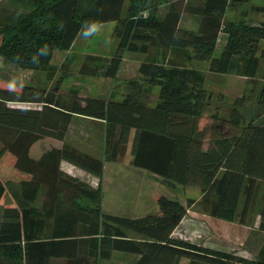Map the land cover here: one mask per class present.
<instances>
[{
    "label": "trees",
    "instance_id": "trees-1",
    "mask_svg": "<svg viewBox=\"0 0 264 264\" xmlns=\"http://www.w3.org/2000/svg\"><path fill=\"white\" fill-rule=\"evenodd\" d=\"M0 15V56L22 70L51 67L55 51H68L91 23L115 22L114 54L101 66L87 57L81 73L115 79L124 52L149 55L151 49L176 52L205 62L214 74L232 73L257 90L254 114L244 122L237 106L225 116L207 110L212 96L204 73L184 63L147 59L139 79L128 83L122 99L80 97L72 90L14 86L0 77V161L9 156L19 179L0 177V200L8 192L14 207L0 208V264H101L114 253L136 257L128 264H264V239L254 258L173 237L196 203L186 206L157 197L158 212L126 218L102 211L105 163L123 161L159 177L169 186L199 190V205L213 218L245 224L258 193L259 226L264 234V23L228 20L229 9L247 0H172L158 17L148 0H28ZM237 7V8H238ZM254 7V11H261ZM197 15L198 30L179 27L183 15ZM226 38L219 57V35ZM46 48V54L42 52ZM96 64L89 68V61ZM258 78L259 82L256 81ZM157 88L156 102L147 95ZM75 118L103 126L101 158L65 143ZM43 139L62 142L39 158L32 146ZM68 163L97 178L92 186L65 172Z\"/></svg>",
    "mask_w": 264,
    "mask_h": 264
},
{
    "label": "rangeland",
    "instance_id": "rangeland-1",
    "mask_svg": "<svg viewBox=\"0 0 264 264\" xmlns=\"http://www.w3.org/2000/svg\"><path fill=\"white\" fill-rule=\"evenodd\" d=\"M172 0H148L146 7L158 6V17L165 13L168 3ZM28 0H0V15L3 10L12 11L13 8L23 6L31 8ZM200 4L198 0H192L191 4ZM238 7V6H237ZM236 9H229L226 18L237 20L245 18L250 23H264V10L254 11V7L264 9V0H247L245 4ZM199 17L193 14L183 15L179 27L184 30L196 32L198 30ZM115 22L98 25V30L89 36H85L84 29L76 38L68 51H55L51 61V67L38 72L22 70L3 60L0 56V77L5 83L14 86H40L51 89L59 82V92L64 96L74 90L80 97L122 99L128 92V83L139 79L138 67L147 59H154L168 65L171 61L184 63L201 70L205 75V88L212 96L211 106L207 110L208 120L214 113L225 116L234 107L236 100L243 97L237 106L243 115L244 122L254 114L256 108L257 90L254 84L245 78L236 76L231 72L225 75L214 74L208 71L207 63L187 61L185 56L176 52L151 49L149 55L124 52L122 63L115 79L106 78L103 69L97 70L96 75L81 73L87 57L100 58L101 66L114 54L117 41L113 37ZM225 34L219 35L218 43L214 50V57H219L225 42ZM92 68L96 62L88 61ZM264 72V62H260L258 75ZM259 82L258 78L256 79ZM157 88H151L147 95L149 104L156 102ZM65 143L87 152L92 156L101 158L103 145V126L98 122L83 118H75ZM62 142L43 139L36 142L30 151L32 158H39L44 152L52 148H60ZM128 151L120 163H105L102 177V211L115 216L126 218H140L158 212L157 197L164 196L186 206L191 199L196 204L187 209V213L180 225L173 233V237L191 243L204 245L217 250L235 253L236 255L254 258L256 248L264 234L258 229L260 196L258 193L252 210L245 224L239 221L228 222L211 217L200 205V192L196 188L179 185L169 186L159 177L130 165L132 157ZM61 168L92 186H97L99 180L82 170L65 162ZM0 177L7 179H19L21 175L13 172L12 159L5 156L0 161ZM15 204L6 192L0 200V208L14 207ZM116 252L108 261L101 264H126L132 260V256ZM182 260L180 264H186Z\"/></svg>",
    "mask_w": 264,
    "mask_h": 264
},
{
    "label": "clouds",
    "instance_id": "clouds-1",
    "mask_svg": "<svg viewBox=\"0 0 264 264\" xmlns=\"http://www.w3.org/2000/svg\"><path fill=\"white\" fill-rule=\"evenodd\" d=\"M98 30V25L96 23H91L86 26V30L84 32L85 36H89L94 34ZM46 54V48L42 50Z\"/></svg>",
    "mask_w": 264,
    "mask_h": 264
},
{
    "label": "crops",
    "instance_id": "crops-1",
    "mask_svg": "<svg viewBox=\"0 0 264 264\" xmlns=\"http://www.w3.org/2000/svg\"><path fill=\"white\" fill-rule=\"evenodd\" d=\"M179 225H180V224H179ZM262 239H264V236H262ZM259 247H260V242H259V244H258V246H257V248H256V253H257ZM209 248H210V247H209ZM126 256H128V255H126ZM129 256H132V255H129ZM131 258H132V260L129 261V262H127L126 264H128V263H133V262L135 261V259H136V257H134V256H132Z\"/></svg>",
    "mask_w": 264,
    "mask_h": 264
}]
</instances>
